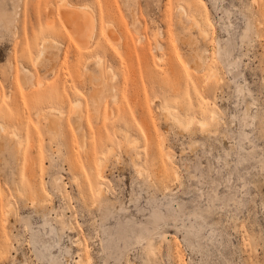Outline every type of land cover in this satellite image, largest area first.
I'll use <instances>...</instances> for the list:
<instances>
[{
  "label": "rangeland",
  "instance_id": "obj_1",
  "mask_svg": "<svg viewBox=\"0 0 264 264\" xmlns=\"http://www.w3.org/2000/svg\"><path fill=\"white\" fill-rule=\"evenodd\" d=\"M0 8V264H264V0Z\"/></svg>",
  "mask_w": 264,
  "mask_h": 264
},
{
  "label": "bare ground",
  "instance_id": "obj_2",
  "mask_svg": "<svg viewBox=\"0 0 264 264\" xmlns=\"http://www.w3.org/2000/svg\"><path fill=\"white\" fill-rule=\"evenodd\" d=\"M198 2V1H197ZM69 4V3H68ZM67 3H66V5H68ZM65 5V6H66ZM199 5H201V4H198V6ZM203 5V4H202ZM14 6V5H13ZM205 6V5H204ZM204 6H202L203 7V9L205 8ZM15 7H16V9H17V5L15 4ZM67 7H69V9L71 8V5H68ZM77 9V8H76ZM79 9H82L83 11L82 12H84L83 13V15H84V17L85 18H89L90 19V17L88 16L89 15V9H91V8H89V6L87 7V6H82L81 8H78L77 9V11L79 10ZM198 9V8H197ZM202 9V10H203ZM66 10V9H65ZM68 10V9H67ZM71 10V9H70ZM75 10V9H74ZM74 10H72V11H74ZM178 10L180 11L179 13H181V16L182 17H184V18H187V21H189L190 23H192L194 26H195V28L197 27L198 29H199V33H200V35L202 36V37H208V35H209V29H208V23H207V21L206 20H204V22H205V24L203 23V20H201V19H199L198 17H197V15L196 14H194L193 12H192V14H189L188 13V9L186 8V5H184V4H180L179 5V7H178ZM194 10H196V9H194ZM193 10V11H194ZM206 10V9H205ZM14 11V10H13ZM16 12H17V10H15ZM72 11H71V13H72ZM70 11H68V13H69ZM74 12H76V11H74ZM73 12V13H74ZM79 12V11H78ZM206 12V11H205ZM262 12H263V14H264V9L262 10ZM14 12H12V14H13ZM67 13V14H68ZM71 13H69V14H71ZM195 13H197V12H195ZM207 13V12H206ZM10 14L9 15V13H5V12H3L2 10H1V8H0V21H2V22H4L5 23V25L6 26H8L10 23H12V24H14L15 23V17L13 16V15H16V14ZM66 14V15H67ZM90 14H91V12H90ZM198 14H199V12H198ZM79 16H77L78 18H76V19H74V20H72L73 21V24L75 23L77 26H75V27H71V29L73 30V31H75V32H72V33H77L79 36H80V34L83 36V29L79 26V24H81V23H77V21H79V19H81L82 20V17L83 16H80V14H78ZM92 15V14H91ZM90 15V16H91ZM75 16V15H74ZM93 16L94 15H92L91 17L93 18ZM202 15H200L199 17H201ZM71 17V16H70ZM203 18V17H202ZM86 19V20H87ZM85 20V21H86ZM91 23V22H90ZM258 23V22H257ZM74 24V25H75ZM261 24V23H260ZM259 24V25H260ZM70 28V27H69ZM196 28V29H197ZM255 27H253V29H254ZM256 29V28H255ZM71 30V31H72ZM248 30V29H247ZM89 31V30H88ZM198 31V30H197ZM244 32H246L245 30H244ZM243 32V33H244ZM253 32V31H252ZM88 33V32H87ZM91 35H93V34H91ZM199 35V36H200ZM246 35V34H245ZM77 36V35H76ZM243 36V35H242ZM257 36V35H256ZM89 38H90V36H88ZM93 37V36H92ZM84 38V37H83ZM241 38V37H240ZM243 38V37H242ZM91 39V38H90ZM205 40V39H204ZM87 42V41H86ZM52 44H55V43H52ZM44 45V44H43ZM48 46V45H47ZM47 46H45L44 47V51H42L43 52V54L45 53V52H47L46 50L48 49L49 50V46L47 47ZM227 46V45H226ZM162 48V47H161ZM221 50V49H220ZM235 50V49H234ZM222 51V50H221ZM222 53V52H221ZM229 53V52H228ZM219 54V53H218ZM231 54V53H230ZM205 55V54H204ZM237 60H238V58H237ZM207 63V58L206 57H204V56H197L196 57V62H195V67L198 69V68H202L205 64ZM211 64V63H210ZM239 65V64H238ZM215 66V65H214ZM235 68H236V65L234 66ZM234 70V69H233ZM25 73L27 74V76L28 77H30V78H33V74L31 73V71H29L28 69H26L25 68ZM210 71V75L208 76L209 78H213L214 80H215V82L217 81V80H219L218 78V73H217V70H216V68L215 67H213V66H210L209 67V69H208V72ZM231 71H232V69H231ZM25 75V74H24ZM26 78V76H24V79ZM209 81H211L212 82V79H210ZM221 81V80H220ZM214 82V81H213ZM212 82V83H213ZM218 82V81H217ZM100 87V86H99ZM99 87H97V88H99ZM97 88H96V90H97ZM241 89V88H240ZM242 91V90H241ZM95 92V91H94ZM97 93V92H96ZM96 93H93V94H95L93 97H94V100L96 101L98 98H97V96H96ZM98 94V93H97ZM81 104V103H80ZM80 106H82V104L80 105ZM80 106H79V103H77L76 104V107H77V110L78 109H80ZM82 108V107H81ZM250 110V109H249ZM49 111V110H48ZM171 111V110H170ZM57 112H59L58 110H56V109H51L50 110V114L52 115V118H51V120H49V118H47L49 121H50V127L53 129V130H56L59 126H58V123H57V120L53 117V116H57L58 115V113ZM77 112V111H76ZM79 113V112H78ZM215 113V112H214ZM57 114V115H56ZM62 114V113H61ZM167 114H169V111H167ZM249 114V113H248ZM172 115V114H171ZM50 116V115H49ZM48 116V117H49ZM249 116V115H248ZM173 117H175V116H173ZM217 117H216V115L215 114H212L211 115V119L214 121V120H216L217 121V119H216ZM173 119V118H172ZM253 119H254V117H253ZM59 120H60V118H59ZM175 120L177 121V123L179 122V123H181L180 121H179V119L178 118H176L175 117ZM221 120V119H220ZM48 122V121H47ZM58 122H60V121H58ZM207 121L205 120V121H201V126H203L202 128L205 130V129H207V130H209L208 128V126L210 125V123H209V125H208V123H206ZM248 122V121H247ZM49 123V122H48ZM216 124L218 123V122H215ZM248 123H250V121L248 122ZM246 124V123H245ZM5 128H4V126H3V124H0V131L2 130V131H5L4 130ZM60 131V130H59ZM204 132V131H203ZM15 135V134H14ZM1 139V138H0ZM169 158H171L172 159V157L171 156H169ZM263 164V163H262ZM264 166V165H263ZM105 191H106V189H105ZM108 191V190H107ZM105 192H104V187H101L100 188V190H98V195L99 196H103V194H104ZM105 195V194H104Z\"/></svg>",
  "mask_w": 264,
  "mask_h": 264
}]
</instances>
